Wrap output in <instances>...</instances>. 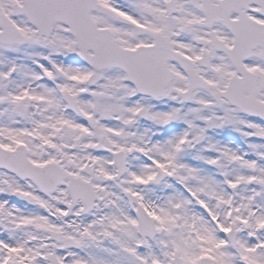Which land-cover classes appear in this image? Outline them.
<instances>
[{"label":"snow or ice","instance_id":"6c2138e0","mask_svg":"<svg viewBox=\"0 0 264 264\" xmlns=\"http://www.w3.org/2000/svg\"><path fill=\"white\" fill-rule=\"evenodd\" d=\"M0 264H264V0H0Z\"/></svg>","mask_w":264,"mask_h":264}]
</instances>
